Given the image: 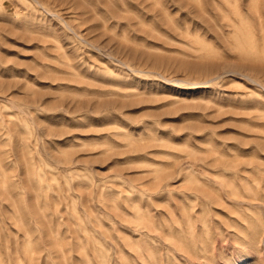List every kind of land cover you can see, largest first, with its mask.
Instances as JSON below:
<instances>
[{"label":"rangeland","instance_id":"374dc122","mask_svg":"<svg viewBox=\"0 0 264 264\" xmlns=\"http://www.w3.org/2000/svg\"><path fill=\"white\" fill-rule=\"evenodd\" d=\"M0 264H264V0H0Z\"/></svg>","mask_w":264,"mask_h":264}]
</instances>
